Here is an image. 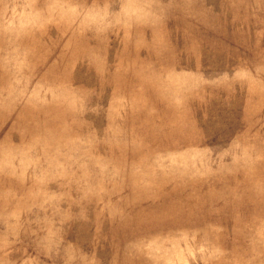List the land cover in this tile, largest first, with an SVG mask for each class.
<instances>
[{"label": "rangeland", "instance_id": "1", "mask_svg": "<svg viewBox=\"0 0 264 264\" xmlns=\"http://www.w3.org/2000/svg\"><path fill=\"white\" fill-rule=\"evenodd\" d=\"M0 264H264V0H0Z\"/></svg>", "mask_w": 264, "mask_h": 264}]
</instances>
